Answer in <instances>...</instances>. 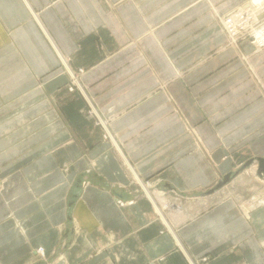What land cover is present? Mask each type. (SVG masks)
I'll use <instances>...</instances> for the list:
<instances>
[{"label": "crops", "instance_id": "1", "mask_svg": "<svg viewBox=\"0 0 264 264\" xmlns=\"http://www.w3.org/2000/svg\"><path fill=\"white\" fill-rule=\"evenodd\" d=\"M249 1L0 0V264H264Z\"/></svg>", "mask_w": 264, "mask_h": 264}, {"label": "built area", "instance_id": "2", "mask_svg": "<svg viewBox=\"0 0 264 264\" xmlns=\"http://www.w3.org/2000/svg\"><path fill=\"white\" fill-rule=\"evenodd\" d=\"M264 11V0H253L252 6L248 4L232 10L220 19L222 30L227 37V45L237 46L241 41L247 40L256 50L264 47V18L261 14ZM70 77V90L78 89L83 93L79 76L83 70L74 72L67 68ZM87 114L97 119V124L101 125L105 131V138L112 139L105 121L102 120L94 105L88 100ZM119 202V200H117ZM122 204L121 202H119Z\"/></svg>", "mask_w": 264, "mask_h": 264}, {"label": "rangeland", "instance_id": "3", "mask_svg": "<svg viewBox=\"0 0 264 264\" xmlns=\"http://www.w3.org/2000/svg\"><path fill=\"white\" fill-rule=\"evenodd\" d=\"M252 1H253V0H250L247 4H248L249 6H252ZM245 5H246V4H245ZM240 7H241V6H240ZM238 8H239V7L234 8L233 10H236V9H238ZM231 11H232V10H231ZM231 11H229V12H231ZM229 12H228V13H229ZM226 15H227V13L224 14V15L219 16V17H218L219 22H220V19L223 18V17L226 16ZM261 18H264V11H263L262 14H261ZM220 25H221V23H220ZM221 28H222V26H221ZM243 41H244V40H243ZM241 42H242V41H241ZM249 42H250V41H249ZM226 43H227V37H226ZM68 78H69V80H68V84H67V86H68V89H69V87L71 86V81H70V77H68ZM79 80H80V79H79ZM69 90H70V89H69ZM74 90H78V89L75 88ZM78 91H79V90H78ZM87 110H88V109H87ZM87 115H88V114H87ZM88 116H90V115H88ZM90 117H93V116H90ZM94 118H95V117H94ZM96 120H97V119H96ZM96 122H97V121H96ZM256 172H257V171H256ZM253 174H255V176H256V173H253ZM255 178H257V177L251 178V179H252V180H251V181H252V183H251L252 185H256V184H257V182H256L257 179H255ZM240 180H241V179H237V181H236L235 184H236V185H239V184L241 185V182H242V181H240ZM249 181H250V179H249V180H245V183H246V182H249ZM243 182H244V181H243ZM230 191H231V190H230ZM220 195H222V194L220 193ZM218 197H219V194H218Z\"/></svg>", "mask_w": 264, "mask_h": 264}, {"label": "water", "instance_id": "4", "mask_svg": "<svg viewBox=\"0 0 264 264\" xmlns=\"http://www.w3.org/2000/svg\"><path fill=\"white\" fill-rule=\"evenodd\" d=\"M257 173L258 175H264V160L262 159L258 160ZM230 177H231L230 175L225 176L222 183L229 181Z\"/></svg>", "mask_w": 264, "mask_h": 264}, {"label": "bare ground", "instance_id": "5", "mask_svg": "<svg viewBox=\"0 0 264 264\" xmlns=\"http://www.w3.org/2000/svg\"><path fill=\"white\" fill-rule=\"evenodd\" d=\"M67 70V69H66Z\"/></svg>", "mask_w": 264, "mask_h": 264}]
</instances>
